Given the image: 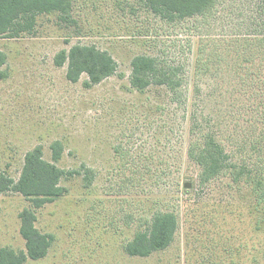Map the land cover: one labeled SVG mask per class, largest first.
<instances>
[{"label":"rangeland","instance_id":"374dc122","mask_svg":"<svg viewBox=\"0 0 264 264\" xmlns=\"http://www.w3.org/2000/svg\"><path fill=\"white\" fill-rule=\"evenodd\" d=\"M263 31L264 0H219L182 19L143 0H71L67 16L37 14L29 32L0 35V174L16 182L39 146L64 171L66 190L40 208L0 194V248L24 249L19 213L28 208L53 242L24 264H264V184L256 192L245 180L264 179V44L238 40ZM75 44L109 53L114 73L90 87L86 73L69 81L67 62L54 57ZM136 55L169 68L176 91L135 90ZM209 136L226 154L221 172L203 179L189 153ZM233 165L242 167L238 181ZM161 211L178 220L171 243L126 254L123 245L149 233Z\"/></svg>","mask_w":264,"mask_h":264},{"label":"trees","instance_id":"16d2710c","mask_svg":"<svg viewBox=\"0 0 264 264\" xmlns=\"http://www.w3.org/2000/svg\"><path fill=\"white\" fill-rule=\"evenodd\" d=\"M152 12L164 18H187L211 12L219 0H143ZM71 9V0H0V35L5 37H18L31 30L34 17L37 14L57 13L60 17L67 16ZM256 37L240 39L252 40L256 44H264L263 33H251ZM257 34V35H255ZM235 39L234 41H236ZM4 62L0 52V65ZM67 62L66 78L76 82L82 73H86L88 80L84 81L85 87L99 83L103 78L111 75L116 70V62L109 53L99 50L94 46L75 44L68 51L62 49L54 57L56 66ZM177 77L173 76L169 68L164 67L159 59L149 55H136L131 60V86L144 92L152 84L165 86L175 92ZM53 162L60 159L61 142L51 144ZM190 157L200 165L201 177L209 178L218 174L223 169L221 164L226 154L223 147L214 141L211 136L205 137L197 147V151ZM232 172L233 180L238 181L243 172L242 167H235ZM238 170V171H237ZM64 171L54 163L43 160L41 147L37 146L27 151L24 156L21 174L16 182L0 174V194L12 191L25 196L34 208L53 202L62 197L66 190L58 186ZM258 178V177H257ZM248 184H253V189L259 192L264 179L246 177ZM263 201V202H262ZM257 205L264 208V194L257 198ZM19 233L24 239V249L13 250L8 247L0 248V264H24L26 261L44 258L53 242L51 234L41 233L35 226L36 216L33 210L23 209L19 213ZM177 217L173 212L161 211L154 214L149 233H137L133 240L123 245L126 254L132 256H148L152 251L165 249L172 241L177 227Z\"/></svg>","mask_w":264,"mask_h":264},{"label":"water","instance_id":"95a60500","mask_svg":"<svg viewBox=\"0 0 264 264\" xmlns=\"http://www.w3.org/2000/svg\"><path fill=\"white\" fill-rule=\"evenodd\" d=\"M189 186V185H188ZM187 187V186H186Z\"/></svg>","mask_w":264,"mask_h":264}]
</instances>
